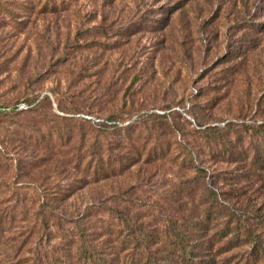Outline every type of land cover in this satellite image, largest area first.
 Wrapping results in <instances>:
<instances>
[{
	"label": "rangeland",
	"instance_id": "rangeland-1",
	"mask_svg": "<svg viewBox=\"0 0 264 264\" xmlns=\"http://www.w3.org/2000/svg\"><path fill=\"white\" fill-rule=\"evenodd\" d=\"M70 247L264 264V0H0V264Z\"/></svg>",
	"mask_w": 264,
	"mask_h": 264
},
{
	"label": "trees",
	"instance_id": "trees-1",
	"mask_svg": "<svg viewBox=\"0 0 264 264\" xmlns=\"http://www.w3.org/2000/svg\"><path fill=\"white\" fill-rule=\"evenodd\" d=\"M74 250H76L75 247H70L65 251L66 252L65 257L61 258L63 264H127L128 263V261L125 259L126 255L122 256L121 253H119L118 255L115 254L109 255V253H107L106 250H104L105 251L104 253L103 251H100L98 249L87 250V248L85 249L81 247L77 251V255L74 258V255L76 254L74 253ZM96 251H99V253H102L104 255L98 256ZM106 253L107 256L105 255ZM154 264H161V263L155 262Z\"/></svg>",
	"mask_w": 264,
	"mask_h": 264
},
{
	"label": "built area",
	"instance_id": "built-area-1",
	"mask_svg": "<svg viewBox=\"0 0 264 264\" xmlns=\"http://www.w3.org/2000/svg\"><path fill=\"white\" fill-rule=\"evenodd\" d=\"M19 106L22 108V107H24V106H25V104H24V103H22V104H20Z\"/></svg>",
	"mask_w": 264,
	"mask_h": 264
}]
</instances>
